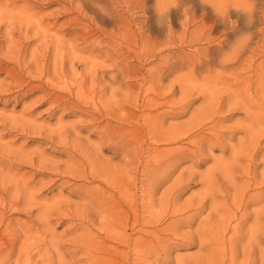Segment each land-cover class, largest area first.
I'll list each match as a JSON object with an SVG mask.
<instances>
[{
    "label": "rangeland",
    "instance_id": "374dc122",
    "mask_svg": "<svg viewBox=\"0 0 264 264\" xmlns=\"http://www.w3.org/2000/svg\"><path fill=\"white\" fill-rule=\"evenodd\" d=\"M0 264H264V0H0Z\"/></svg>",
    "mask_w": 264,
    "mask_h": 264
}]
</instances>
